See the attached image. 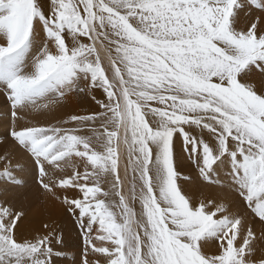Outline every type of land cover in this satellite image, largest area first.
Returning a JSON list of instances; mask_svg holds the SVG:
<instances>
[{"label":"snow or ice","instance_id":"1","mask_svg":"<svg viewBox=\"0 0 264 264\" xmlns=\"http://www.w3.org/2000/svg\"><path fill=\"white\" fill-rule=\"evenodd\" d=\"M245 9L264 0H0L10 137L73 217L79 264H264V15L239 27ZM70 95L92 107L17 127ZM196 184L238 200L194 202ZM25 216L0 202V264H55L63 236L18 240Z\"/></svg>","mask_w":264,"mask_h":264},{"label":"rangeland","instance_id":"2","mask_svg":"<svg viewBox=\"0 0 264 264\" xmlns=\"http://www.w3.org/2000/svg\"><path fill=\"white\" fill-rule=\"evenodd\" d=\"M254 10L255 9L253 10L245 9V11L242 12L241 20H244V21L242 23H239L238 25L239 27H247L249 24H247V26H243L246 24L245 22H248L247 20H250V18L251 19L253 18L252 20H254L257 17V15L254 14ZM252 78H254V80H256L257 83H259L261 80V77L257 73L254 74ZM69 97H72L74 101L84 100V98L79 95H70ZM0 98H1L0 122L4 124L3 125L4 127L0 128V156H5V155L8 156V158L12 161V166L16 167L15 175L17 176L19 180H21V184L17 186H8L3 183H0V202L7 201L14 208L18 210H23L26 213L24 220L21 222L20 227L17 229L16 232H17L18 240L23 239V238H31L37 232L36 229L32 227L33 225L32 223L33 222L35 223V221L37 220L36 219L37 217L39 219L38 215H41L39 214V211L41 210L40 208L43 202L46 201V198H44L45 195L43 194V192L40 190L39 186L36 183V171L34 170L35 166L33 162L31 161L30 157H28L25 153H23L22 150L18 149L14 145L13 141L11 140V137H10V130H11L10 105L2 92H0ZM65 104L66 103L58 107L56 110L62 108ZM55 111L53 115L55 114ZM23 115H24V119L19 120L17 122V127L24 126L29 122L31 123L39 122L41 124L55 122V119H53V115L49 117V120H47V117L35 116L28 110H26ZM7 116H9L10 121L7 118ZM31 119L33 120V122L31 121ZM8 122L10 124H8ZM177 144H176V153H177L176 160H177L178 170L184 174L192 173L193 175H195L194 169L189 164V162L186 159H184V157L181 154L180 142L177 141ZM12 146L15 149V151L9 150V147L11 148ZM8 150H9V153H8ZM15 152L16 154L24 155L25 159H22V160H28L29 167L24 162H20L14 158ZM24 165L27 168H25ZM0 166H1L0 168H2V165ZM25 169L26 171H24ZM25 172H27L28 174H25ZM185 191L190 193L191 195L195 194L193 197L195 202L201 199L202 196H199L200 194L202 193L206 194L207 192H208L206 194L207 196L210 195L211 197H214L216 199H225L227 197L228 199L226 200H230V201L238 200V198L234 194L229 193L227 190H221L218 187H207L201 184L185 186ZM68 195L72 196L74 195V193L69 192ZM206 195H204L203 197H205ZM55 205L63 208V206L60 204L58 205V203L57 204L55 203ZM66 215L69 219L70 229L65 225L64 235L65 233H69V234L65 242L63 243V246L61 249L64 252V255L62 257L55 258V264H79L80 253H81L82 246H83L82 238L80 236L79 229L75 225L73 217L67 212H66ZM48 223L50 226H55L58 229V234L60 235L59 225L54 222H48Z\"/></svg>","mask_w":264,"mask_h":264},{"label":"bare ground","instance_id":"3","mask_svg":"<svg viewBox=\"0 0 264 264\" xmlns=\"http://www.w3.org/2000/svg\"><path fill=\"white\" fill-rule=\"evenodd\" d=\"M253 10V9H252ZM250 11V10H249ZM242 14V13H241ZM246 14V13H245ZM254 14H256L257 16H261V15H264V14H262L258 9H255L254 10ZM246 16V15H245ZM250 17H251V15H250ZM242 19V15H240V23H242L244 20H241ZM243 19H244V17H243ZM253 19V18H252ZM251 18H250V20H247L248 22H245L246 24L245 25H243V26H247V24H249L248 26H250V23L253 21ZM260 27H262V28H264V24H261L260 25ZM256 74V73H255ZM258 74V73H257ZM253 80H254V78H252ZM254 81H256V80H254ZM97 95H98V97L101 95L100 93H97ZM0 101H1V98H0ZM83 101V102H82ZM82 101H74L73 99H72V97H69L68 99H67V101L65 102L66 104L62 107V108H60V109H58V110H56L55 111V114L53 115V119H55V118H59V117H62V116H64L65 115V113H67V112H84V111H87V110H89L91 107H92V105H91V102L90 101H88V100H86V99H84V100H82ZM1 112V111H0ZM6 115H8V114H6ZM7 118L9 119V116H7ZM11 118V117H10ZM39 119V118H38ZM35 120V119H34ZM47 120H49V117H47ZM9 121H10V119H9ZM26 121V120H25ZM31 121L33 122V120L31 119ZM41 121V120H40ZM11 122V121H10ZM35 123V122H34ZM8 124H10L9 122H8ZM4 124H2L1 122H0V128H2V127H4L3 126ZM2 134V133H1ZM178 145V144H177ZM9 150H14L15 151V149L13 148V146L10 148L9 147ZM9 150H8V153H9ZM20 153V152H19ZM177 154V153H176ZM9 155V154H8ZM14 158L16 159V160H18V161H20V162H24L25 164H27L28 165V167H29V164H28V160H22V159H25V157H24V155H22V154H16V152H15V155H14ZM15 163V162H14ZM25 166V165H24ZM1 167V166H0ZM14 169H16V167H13ZM25 168H27L26 166H25ZM18 169V168H17ZM22 169V168H21ZM24 169V168H23ZM35 170V169H34ZM23 171V170H22ZM24 171H26V169L24 170ZM25 174H28L27 172H25ZM208 193V192H207ZM206 193V194H207ZM190 194V193H189ZM198 194V193H197ZM203 194V195H202ZM202 194H200L199 196H202L201 198H203V196L204 195H206V194H204V193H202ZM191 195V194H190ZM193 195V194H192ZM195 195V194H194ZM194 195H193V197H194ZM207 196V195H206ZM208 196H210V195H208ZM226 196V195H225ZM44 198H46V201H44L43 202V204H42V206H41V210L39 211V214H41V215H38V213H37V215L39 216V219H38V217L36 218L37 220V223H36V221H35V223H36V225H35V223L33 222L32 224V227L33 228H35L36 229V231L38 232L40 229H41V226H42V224L43 223H45V222H54V223H57L58 225H59V231H60V235H62L63 236V238H64V242H65V240H66V238H67V236H68V234L69 233H65V235H64V228H65V225L70 229V225H69V219H68V217H67V215H66V211H65V209H64V207L62 208V207H60V206H56L55 205V203L57 204L58 202H56V201H54V200H52L51 198H49V197H46V196H44ZM226 199H228L227 197L225 198V200ZM227 201H230V200H227ZM195 202V201H194ZM60 203H58V205H59ZM61 205V204H60ZM36 217V216H35ZM16 237H17V239H18V236H17V232H16Z\"/></svg>","mask_w":264,"mask_h":264}]
</instances>
